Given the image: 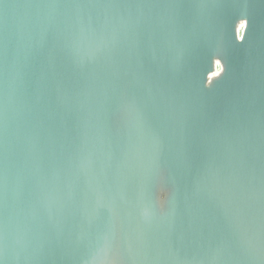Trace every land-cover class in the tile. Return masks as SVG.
I'll list each match as a JSON object with an SVG mask.
<instances>
[{
    "label": "water",
    "instance_id": "obj_1",
    "mask_svg": "<svg viewBox=\"0 0 264 264\" xmlns=\"http://www.w3.org/2000/svg\"><path fill=\"white\" fill-rule=\"evenodd\" d=\"M0 261L264 264V0H0Z\"/></svg>",
    "mask_w": 264,
    "mask_h": 264
},
{
    "label": "clouds",
    "instance_id": "obj_2",
    "mask_svg": "<svg viewBox=\"0 0 264 264\" xmlns=\"http://www.w3.org/2000/svg\"><path fill=\"white\" fill-rule=\"evenodd\" d=\"M157 186L163 188V184L157 183ZM165 201L166 200H157L154 196L149 197L147 200L148 206L152 207L154 210L159 211L160 214L164 213V207H165Z\"/></svg>",
    "mask_w": 264,
    "mask_h": 264
},
{
    "label": "snow or ice",
    "instance_id": "obj_3",
    "mask_svg": "<svg viewBox=\"0 0 264 264\" xmlns=\"http://www.w3.org/2000/svg\"><path fill=\"white\" fill-rule=\"evenodd\" d=\"M0 264H3V261H0Z\"/></svg>",
    "mask_w": 264,
    "mask_h": 264
}]
</instances>
